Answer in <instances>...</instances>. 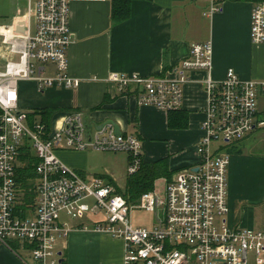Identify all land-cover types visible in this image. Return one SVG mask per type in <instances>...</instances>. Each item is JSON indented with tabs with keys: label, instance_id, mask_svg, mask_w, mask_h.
I'll use <instances>...</instances> for the list:
<instances>
[{
	"label": "built area",
	"instance_id": "1",
	"mask_svg": "<svg viewBox=\"0 0 264 264\" xmlns=\"http://www.w3.org/2000/svg\"><path fill=\"white\" fill-rule=\"evenodd\" d=\"M205 1V15L221 9L220 0ZM69 14V0H35L32 13L28 2L22 18L0 24V241L26 245L32 264H62L58 240L73 229L90 226L123 240V264H249V256L255 264H264V227H232L225 221V147L256 126H264L257 107L258 95L264 94V79H240L232 68L220 80L211 78L210 41L192 43L173 77L110 75L107 79L115 82L119 91L131 90L138 105L168 113L181 109L189 73H207L197 164L178 171L163 192H144L128 204L112 183L98 176L86 180L62 163L56 150L124 152L128 156L126 174H130L142 160L137 136L116 135L110 124L90 133L77 110L66 112L60 125L48 130L39 121L29 124L28 113L19 108L20 81H33L39 92L48 87L78 86L79 79L68 74ZM20 24L23 32L16 31ZM249 36L251 43L264 44V0L252 6ZM26 146L36 158V177L31 208L22 214L16 210L21 193L16 165L19 151ZM134 209L154 213V224L133 225L129 213Z\"/></svg>",
	"mask_w": 264,
	"mask_h": 264
},
{
	"label": "crops",
	"instance_id": "2",
	"mask_svg": "<svg viewBox=\"0 0 264 264\" xmlns=\"http://www.w3.org/2000/svg\"><path fill=\"white\" fill-rule=\"evenodd\" d=\"M111 1L69 0L72 39L67 48L68 74L78 78L79 84L74 88L48 87L39 92L33 81H20L19 108L28 114L36 109L54 110L51 130L72 110L82 112L90 133L101 123L114 121L121 134H133L140 139L145 163L165 158L169 176L156 178L150 190L161 193L178 171L198 162L196 145L202 134L207 73H189V80L183 84L181 109L173 115L174 121L183 120V125L177 126L169 125V113L138 105L130 89L119 91L116 83L107 78L114 73L173 77L175 67L188 55L192 43L210 41L211 78L220 80L232 68L240 79L263 80L264 44L251 43L249 36L251 9L260 0H220L221 9L210 16L204 14L205 0H131L130 15L124 21L113 20ZM28 2L32 13L35 0H0V21L8 20L0 24L22 18ZM257 107L258 117L264 119V94L258 95ZM38 119L35 115L33 121ZM262 128L256 126L225 147V221L232 227H264V133L259 131ZM30 151L28 146L19 151L16 167L24 163L20 160L22 153ZM56 155L86 180L98 176L120 187L125 183L128 156L124 152L60 148ZM23 193L21 190L20 194ZM19 200L16 210L26 214L30 206L25 204L27 208L22 210L23 200ZM148 212L130 211L131 223L151 227L155 214ZM135 213L141 219H135ZM89 227L73 229L66 238L58 240L56 249L62 264H123V240ZM30 256L29 248L19 241H0V264H32ZM249 264H255L252 258Z\"/></svg>",
	"mask_w": 264,
	"mask_h": 264
},
{
	"label": "trees",
	"instance_id": "3",
	"mask_svg": "<svg viewBox=\"0 0 264 264\" xmlns=\"http://www.w3.org/2000/svg\"><path fill=\"white\" fill-rule=\"evenodd\" d=\"M131 11V0H112L111 1V16L115 21H124L126 20ZM179 110L171 111L168 117V123L172 126L183 125V120L177 118L176 121L173 119V115L177 113ZM54 110L52 109H36L28 114V123L31 124L34 120L35 115L39 116V122L43 123L46 129H50V120L52 115L54 114ZM35 156L30 152L22 153L20 160L23 163L22 166L16 167V180L18 186L24 193L20 197L23 200L22 210L26 209L28 206L32 205L33 197L32 194L34 188L35 172L33 169V164H35ZM160 176L168 177L169 173L166 169V160L165 158L155 161L153 163H145L143 159L141 160V164L139 168L134 172L126 175L125 183L123 186H117L115 183L112 185L115 187V191L123 196L128 204L135 203L139 196L147 191L153 189L154 180ZM25 212V211H24ZM23 214V213H22ZM61 263L63 260L61 259Z\"/></svg>",
	"mask_w": 264,
	"mask_h": 264
},
{
	"label": "water",
	"instance_id": "4",
	"mask_svg": "<svg viewBox=\"0 0 264 264\" xmlns=\"http://www.w3.org/2000/svg\"><path fill=\"white\" fill-rule=\"evenodd\" d=\"M21 22L22 21H20V23ZM16 31L17 32H23L24 31V28L21 26V24L16 27ZM105 124H110L113 127V131H114V133L116 135H118V134L121 133L118 125L114 121H112V120H108V121H105V122L101 123L100 125H98V127H96V130L99 129V128H101ZM85 126L88 127L87 124Z\"/></svg>",
	"mask_w": 264,
	"mask_h": 264
},
{
	"label": "rangeland",
	"instance_id": "5",
	"mask_svg": "<svg viewBox=\"0 0 264 264\" xmlns=\"http://www.w3.org/2000/svg\"><path fill=\"white\" fill-rule=\"evenodd\" d=\"M8 21V20H7ZM7 21H5V22H3V21H0V23H7ZM259 104V103H258ZM259 131H261V134L262 133H264V128H262V129H260ZM257 132V131H256ZM89 149V148H88ZM85 150V149H84ZM93 150V149H92ZM156 186H157V189L159 190L160 189V187H161V182L159 181V182H157L156 183ZM157 212V211H156ZM148 213H151V214H153L152 212H148ZM158 214H159V216H162L163 215V211L161 210V209H159L158 210ZM154 216V215H153ZM133 217L135 218V219H141L140 218V215L138 214V213H135L134 215H133ZM155 218V217H154ZM146 219V218H145ZM149 219V218H148ZM155 221V220H154ZM251 259V256H249V260Z\"/></svg>",
	"mask_w": 264,
	"mask_h": 264
}]
</instances>
